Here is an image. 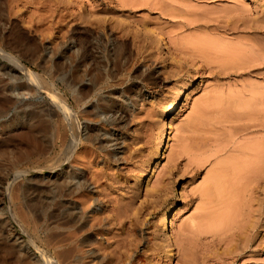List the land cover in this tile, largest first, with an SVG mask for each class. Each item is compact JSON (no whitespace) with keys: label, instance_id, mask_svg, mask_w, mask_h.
Segmentation results:
<instances>
[{"label":"rangeland","instance_id":"1","mask_svg":"<svg viewBox=\"0 0 264 264\" xmlns=\"http://www.w3.org/2000/svg\"><path fill=\"white\" fill-rule=\"evenodd\" d=\"M42 1L0 0L4 28L24 29L28 18L65 7L72 34L89 36L92 45L83 69L75 67L79 48L71 46L72 37L63 42L55 30L42 40L47 26L31 37L25 33L40 51L37 60L18 59L0 46V69L12 67L8 58L14 57L32 74L0 73V244L16 240L13 245L29 255L21 264H40L33 244L45 252L41 243L50 236L60 247L64 239V245L80 246L70 259L75 264H264V0H45V11ZM57 43L63 47L56 52ZM50 53L61 54L68 66L52 63L48 69ZM182 86L187 88L169 116L165 149L155 160L162 128L157 114ZM53 96L63 103L59 109ZM56 129L66 134L63 146L50 142ZM36 138L39 155L32 147ZM254 145L263 146V158L255 160L261 171L246 173L248 189L238 188V194L246 192L229 199L227 187L237 180L227 161L236 160L237 148ZM249 159L241 160L242 168L254 163ZM218 168H228L218 179L228 198L211 186L207 201L205 186ZM72 172L85 189L68 194L63 179L47 183ZM36 196L44 209L66 202L77 223L40 220L37 232L28 211ZM168 209L165 235L159 224ZM222 214L226 221L217 216ZM248 222L256 223L254 237L249 231L243 236Z\"/></svg>","mask_w":264,"mask_h":264},{"label":"bare ground","instance_id":"2","mask_svg":"<svg viewBox=\"0 0 264 264\" xmlns=\"http://www.w3.org/2000/svg\"><path fill=\"white\" fill-rule=\"evenodd\" d=\"M45 3L47 4V2L45 1V0H43L42 2H40V7H42V9L45 11ZM48 7V6H47ZM46 7V8H47ZM56 7V6H55ZM58 7V6H57ZM56 7V8H57ZM54 9V8H53ZM52 9V11L53 12H49V11H51V8L49 7V9L47 10V12L45 11V13H44V15L43 16H41L39 19H37V20H34V19H32V18H28L27 19V21H28V23H27V25L26 26H24V29L21 27V28H13L12 26H10V27H12V28H10L9 30H6L4 27H5V24L2 22V20H0V46L2 47V48H4L5 50H8V51H10L11 53H14L17 57H18V59H24V58H26V60H27V58L28 59H30V60H33V59H36L37 60V58L39 59V50L36 48V46L33 44V42L30 40V37H31V33H34L35 35L36 34H38L39 32H38V29L39 28H41L42 26H47V30H49V33H48V35L47 36H43L42 34H40L41 35V38H42V40L43 39H49V38H51V36H53V32L55 31V30H57V36L60 38V40L62 41L63 40V42H64V40L66 41V37L67 38H70L71 39V37H72V39H71V41H69V42H71L70 44H72L71 46H73L74 44H76V45H74L75 47L77 46V48H79L77 51H78V54H77V58L75 57V59L77 60L76 62L77 63H75V67L76 68H81L83 65H84V63H85V61H87L86 60V54L88 53V51H89V48H91V42L89 43V41H90V39L87 37V35H86V38H85V35H83V36H79V35H75L74 33H76V32H74L73 34L75 35H73L72 34V32L73 31H70V25H68V24H70V22H67V17H70V16H68V14H69V12L68 13H66L67 11H66V8L64 7L63 9H62V11L61 12H57V10L55 11V10H53ZM58 9V8H57ZM43 11V12H44ZM54 12H57L58 13V15H56ZM49 13V14H48ZM46 14V15H45ZM48 14V15H47ZM53 15H55V17L53 16ZM69 15H71V14H69ZM72 16V15H71ZM74 17V16H73ZM71 18V17H70ZM96 20V19H95ZM95 20H92V23H91V21H90V23H91V25L92 26H94V27H97V25H95L96 23H98V22H96ZM69 21V20H68ZM208 24V23H207ZM9 25V24H8ZM90 25V26H91ZM71 26H73V25H71ZM224 26V25H223ZM221 27V26H220ZM7 28H8V26H7ZM26 28V29H25ZM70 28V29H69ZM91 28V27H90ZM98 29V28H97ZM231 29V28H230ZM77 32H78V30H76ZM228 31V30H227ZM26 32H28V34L26 33ZM224 32V31H223ZM29 36L30 35V37H27V35ZM33 34V35H34ZM78 34V33H77ZM87 34V33H86ZM70 35V36H69ZM89 39V41H88V39ZM69 39V40H70ZM60 43H62V42H60ZM74 43V44H73ZM91 44V45H90ZM204 44V43H203ZM206 44V43H205ZM205 44H204V47H205ZM53 46H56V47H54V48H56V52H57V50L61 47V49H62V47H63V44H59V43H57V44H55V45H53ZM70 46V47H71ZM65 47V46H64ZM69 47V46H68ZM83 47H85V51L83 52L82 51V48ZM207 48H208V46H206ZM1 49V48H0ZM3 49V50H4ZM60 49V50H61ZM69 49V48H68ZM116 49V48H115ZM54 50V49H53ZM52 50V51H53ZM119 50H120V48H119ZM119 50H117L116 51V56L117 57H119V56H121L122 55V53L119 51ZM205 50V49H204ZM63 51H64V49H63ZM59 52V51H58ZM61 52V51H60ZM80 52V53H79ZM179 52V51H178ZM204 53V52H203ZM1 54V53H0ZM10 54V53H9ZM13 54V55H14ZM65 54H67V53H65ZM69 54V53H68ZM183 54V53H182ZM12 55V54H11ZM49 55V59H47L46 61H47V63H49V62H51V63H49L48 64V69H52L53 67H51L50 65H52V63L53 64H58L59 66L60 65H62V59H63V56H61V54H59L58 55V53H50V54H48ZM89 55V54H88ZM66 55H64V57H65ZM8 58V57H7ZM46 58H48V57H46ZM72 58V57H71ZM74 58V57H73ZM88 58V57H87ZM18 59H16V58H14V57H11V58H8V60L13 64V66L12 67H5V68H2V69H0V73H1V75H5V76H8V77H10V78H14L15 77V74H16V72H17V69L19 70H22V71H24V73L28 76V77H32V74H31V72H29L28 70H25L24 68H21L20 66H19V61H18ZM69 59V58H68ZM64 60V59H63ZM72 61L71 62H73V59H71ZM62 61V62H61ZM90 61V60H89ZM28 62H29V60H28ZM31 62V61H30ZM45 62V61H44ZM61 62V64H59ZM46 63V64H47ZM65 63V62H64ZM63 63V65L62 66H66L65 64ZM69 63V62H68ZM46 64H44V65H46ZM70 64V66L72 65L71 63H69ZM43 65V64H42ZM43 65V66H44ZM74 65V64H73ZM53 66V65H52ZM57 66V65H56ZM56 66H55V68H56ZM62 66H60V68H62ZM68 66V65H67ZM66 66V67H67ZM50 67V68H49ZM73 67V66H72ZM72 67H71V69H72ZM70 68V67H69ZM76 68H74V69H76ZM45 69H46V67H45ZM45 69H43V70H45ZM63 69H65V68H63ZM81 69H83V68H81ZM55 70V69H54ZM46 71V70H45ZM48 71V70H47ZM46 71V72H47ZM60 71H63V70H60ZM69 71V70H68ZM49 72V71H48ZM47 72V73H48ZM51 72H53V71H51ZM50 72V73H51ZM55 73L57 72V70L56 71H54ZM73 72V71H72ZM80 72V71H79ZM44 73V72H43ZM46 73V74H47ZM45 74V73H44ZM52 74V73H51ZM50 74V75H51ZM51 77V76H50ZM31 82L34 84V85H36V86H39L40 88H46L47 86H45V83L43 82V80H31ZM187 88V86H182L181 88H179V90H177L176 91V93H175V96L173 97V98H171L170 100H169V102H168V104H166V106H164L163 108H162V110H160L159 112H158V114H157V119H158V121L160 122V124L162 125V128H161V133H160V138H159V140H158V143H157V145L155 146V148H154V157H155V160H159L161 157H162V154H163V151H164V149H165V142H166V139H165V137H164V135H166L167 133H168V130L170 129V124L168 123V119H169V116L174 112V110H175V104H176V102H177V100H178V98L180 97V96H182L183 94H184V90ZM46 91V90H45ZM48 91V90H47ZM3 94V99L1 100V102H3V104L4 103H9V98L8 97H6L5 95V93H2ZM51 100L52 101H54V103L53 104H55L57 107L56 108H58L59 109V107L60 106H62V102H60L59 100H57V98L56 97H51ZM62 103V104H61ZM47 110H45V111H43L44 113L46 112L47 114L45 115L47 118H48V121L49 120H51V118H50V114L51 113H49L48 114V112H49V109L48 108H46ZM42 110V109H41ZM106 111V110H105ZM117 112V111H116ZM41 113V112H40ZM102 113H103V111H102ZM107 113V112H106ZM109 113V112H108ZM117 113H115V115H116ZM44 115V114H43ZM118 115V114H117ZM116 115V116H117ZM121 115H123V114H121ZM29 116H31V117H33V115H29ZM42 116V115H41ZM118 116H120V115H118ZM123 119V118H122ZM69 122V121H68ZM71 122V121H70ZM118 122H120V121H118ZM71 124V123H70ZM40 124L38 123V125H37V127L39 126ZM32 126V125H31ZM42 127V126H41ZM38 128H40V126L38 127ZM32 129H33V127H32ZM41 130H42V128H40ZM38 130L39 132L41 131V130ZM66 129V128H65ZM34 130V129H33ZM63 130H64V128H63ZM65 131V130H64ZM63 131V133H65ZM58 132H59V129H56V132H55V134L54 135H51V137H50V142L51 143H55L56 145H57V143H59L61 146H63L67 141V139H65L64 137H65V135H64V137L62 136V135H60V134H58ZM61 133V132H60ZM67 133V132H66ZM75 134V133H74ZM88 135V134H87ZM86 135V136H87ZM69 136V135H68ZM74 136V135H73ZM70 138V137H69ZM73 138H76V137H72V139ZM95 140V139H94ZM72 141V140H71ZM71 141H69V142H71ZM76 141V140H75ZM39 140H38V138H36V140H33L32 141V144H33V146L32 147H34L33 149H35L34 151H35V153L37 154V155H39V153L40 152H43L42 151V148H41V144H40V146H39ZM50 143V144H51ZM72 143V142H71ZM70 143V144H71ZM98 143H99V145L101 146V144H103L104 142H99L98 141ZM68 145H69V143H67ZM56 145H52V146H56ZM58 146V145H57ZM56 146V147H57ZM61 146L59 147V148H61ZM252 146V145H251ZM66 147V146H65ZM64 147V148H65ZM250 147V146H249ZM254 147H257V149L256 148H254ZM259 146L257 145H254L253 146V148L254 149H248V148H246V147H240L239 149L237 148L236 149V151H237V153H238V157L236 158V160L234 159V157H233V159H232V161H230V162H228L227 161V163H228V168L230 169V171H231V173L232 172H234L235 173V176H236V180L237 181H233V182H235L236 184H234V185H231L230 184V186L229 187H227V189L229 188V193L226 191V193H228V197H229V199L230 198H233L235 195L237 196V197H239V195L240 196H242L241 194L243 193V192H246V191H242L243 189L245 190V188H246V186H247V184H249L248 183V181H249V179H248V181H246L247 179H246V177L248 176L246 173H248L249 171V173H253L254 172V174L256 173V171L257 170H260L261 171V168H260V165H259V168L260 169H257L258 167H256L257 166V164H255V160H257L256 162H258V159L260 158V157H262L263 158V156H262V152L260 151V147H263V146H260L259 148H258ZM68 148H71V146L69 145L68 146ZM66 149V148H65ZM69 150V149H68ZM263 150V149H262ZM60 151H61V149H60ZM62 151L65 153V151L62 149ZM71 150H69V152H70ZM259 151L261 152V155L259 154ZM66 152H68V151H66ZM69 152H68V154H69ZM235 152V151H234ZM264 152V151H263ZM71 154V153H70ZM67 155V154H66ZM59 156L61 157V155L59 154ZM64 157H65V155H63ZM64 157H63V160H64ZM67 157V156H66ZM65 157V158H66ZM62 158V157H61ZM243 158H246L247 160H248V158H250L249 160H254V163H252L253 165H255V167L252 165V164H249V162H247L249 165L248 166H250V167H248V166H246L245 165V162L247 161H245V162H243L244 163V166H246V167H244V168H242L241 166H243L241 163V160L243 161ZM239 159V160H238ZM67 160V159H66ZM230 160V159H229ZM261 160V159H260ZM259 160V161H260ZM59 161V160H58ZM57 161V162H58ZM261 161H263L264 162V160H261ZM56 162V163H57ZM65 162V160L63 161V163ZM241 162V163H240ZM262 162V163H263ZM60 163V162H59ZM59 163H57L58 165H59ZM246 163V164H247ZM220 164L222 165V163H221V161H220ZM260 164H261V162H260ZM262 165V164H261ZM217 166H218V164H217ZM223 166V165H222ZM221 166V167H222ZM57 167H59V168H61L60 166H55V167H53L54 169L55 168H57ZM225 167H227V166H225ZM252 167V170L250 169ZM263 167V166H262ZM51 168V167H50ZM49 168V169H50ZM53 168H51L50 170H49V172L50 171H52V169ZM70 168V167H69ZM228 168H218V169H216V171L214 170V173L212 174L213 175V177H212V179H213V181H212V179H209V180H211V182H209V183H207V184H209V185H207V186H205L206 188L208 187V189L207 190H205V198L207 199V201H209L208 199L209 198H211L210 196V194H213L212 192L210 193V191H212L213 190V187H214V189L217 191L218 189L217 188H219L220 187V189H221V192H223V182L222 181H220V184H222V188H221V186H219L218 185V179H220L223 175H224V173L226 174V170H228ZM246 168H248L247 169V171H246ZM254 168V169H253ZM63 169V168H62ZM61 169V170H62ZM65 169V168H64ZM71 169V168H70ZM70 169H69V171H70ZM263 169V168H262ZM48 170V169H47ZM58 170V169H57ZM60 170V169H59ZM259 171V172H260ZM258 172V173H259ZM62 173V172H61ZM233 173V174H234ZM257 174V173H256ZM256 174H255V176H256ZM211 175V176H212ZM250 175V174H249ZM253 175V174H252ZM258 175V174H257ZM251 176V175H250ZM232 177H233V175H232ZM252 177V176H251ZM250 177V178H251ZM80 176L78 175V174H75V173H70L69 175H67L66 173H65V175H63V177H59V176H55V177H53V178H48L47 179V183H52V184H56L59 180H62L63 179V181H66V185H65V187H64V193L65 192H69V191H75V192H77V191H79V190H81V189H85V184L83 183V182H81L80 181ZM211 178V177H210ZM223 178V177H222ZM235 178V177H234ZM248 178V177H247ZM255 179H256V177H254ZM252 179V178H251ZM46 180V179H45ZM242 181V182H241ZM245 181V182H244ZM74 182V183H73ZM208 182V181H207ZM227 182V181H226ZM225 182V183H226ZM230 182V181H229ZM229 182H228V185H229ZM238 182H240V183H238ZM252 182V181H251ZM58 183H60V182H58ZM211 183V184H210ZM243 183V184H242ZM246 185H245V184ZM255 183V182H254ZM44 184V183H43ZM46 184V183H45ZM61 184V183H60ZM241 184L243 185L242 187H240L241 186ZM48 185V184H47ZM50 185V184H49ZM57 185V184H56ZM59 185V184H58ZM225 185V184H224ZM227 185V184H226ZM239 187H238V186ZM61 186V185H60ZM211 186H213L212 187V190H211ZM219 186V187H218ZM244 186H245V188H244ZM50 186H48V188H49ZM237 187V188H236ZM248 187V186H247ZM254 187H256V186H254ZM52 188V187H51ZM238 188H243L241 191H242V193L241 194H238L239 192H238V190H240V189H238ZM36 189V191L39 189V188H35ZM35 189L33 190V191H35ZM54 189H56V187L54 188ZM53 189V190H54ZM58 189H60V188H58ZM61 189H62V187H61ZM226 189V188H225ZM224 189V190H225ZM246 189H248V188H246ZM208 190H210L209 192H208ZM215 190H213V192L215 191ZM254 190H256V189H254ZM50 191V190H49ZM62 191H63V189H62ZM56 192V191H55ZM58 192V191H57ZM67 192V193H68ZM238 192V193H237ZM59 193V192H58ZM210 193V194H209ZM68 194H70V193H68ZM67 194V195H68ZM219 194V196H221V197H219V198H222V199H225V197L224 196H226V194H224V192H223V195H221L220 193H218ZM217 194V195H218ZM238 194V195H237ZM247 194V193H246ZM54 195V194H53ZM66 195V194H65ZM215 195H216V193H215ZM59 196L61 197V195L59 194ZM223 196V197H222ZM32 197V196H31ZM34 197V196H33ZM37 198L35 199V201L34 202H32V204H31V206L29 207V212L30 213H32L33 215H34V217H35V221H36V225H37V232L42 228V227H40V224H39V221L41 220H46V221H51V220H56V219H67V222L69 221V223L71 222V224L73 223L74 225H75V223H77V220H78V215L76 214V213H74V209H73V207L71 208L70 207V205L68 204L67 205V203L66 202H64V201H62L60 204L59 203H57L56 204V208L55 209H52V210H50V207L49 208H43L42 207V201H41V198L39 197V196H36ZM63 197H68V196H63V194H62V198ZM212 197L215 199V197H214V195H212ZM227 197V196H226ZM227 197V198H228ZM203 198H204V196H203ZM218 198V197H217ZM216 198V199H217ZM240 198V197H239ZM57 199V198H56ZM60 200V199H59ZM227 200V199H226ZM33 201V200H32ZM61 201V200H60ZM59 201V202H60ZM66 201V200H65ZM230 201V200H229ZM205 202V201H204ZM220 202V201H219ZM55 203V202H54ZM206 203H208V202H206ZM50 204V203H49ZM59 204V205H58ZM55 205V204H54ZM48 206V205H47ZM57 206H58V208H57ZM52 208V207H51ZM54 208V207H53ZM230 210H232L231 208H229ZM169 211H170V209H168L167 210V212H166V215L162 218V220H161V222H160V224H159V228H160V230H161V233L162 234H165L166 235V233L168 232V225H169V218H170V216H169ZM228 211V210H227ZM226 211V212H227ZM233 211H234V209H233ZM236 212V211H235ZM235 212H233L234 214H235ZM231 213H232V211H231ZM232 213V214H233ZM238 213L239 212H237L236 214L238 215ZM247 213V212H246ZM232 214H230V218L231 217H233V215ZM248 214V213H247ZM225 216L226 215H228V212H227V214H224ZM217 216H220V218L222 217H225V216H223V214H222V216L221 215H217ZM235 216V215H234ZM249 215H247V217H248ZM237 217H239V216H237ZM237 217H235V220H236V218ZM244 217H246V216H244ZM252 217V216H251ZM251 217H249L250 219H251ZM227 218V217H226ZM229 218V217H228ZM229 218V219H230ZM253 218V217H252ZM215 219V218H214ZM223 219H225V218H223ZM232 219H234V218H232ZM221 220V219H220ZM224 221V220H223ZM223 221H220V222H223ZM225 221H226V219H225ZM230 220H228L227 222H229ZM247 221V220H246ZM245 221V222H246ZM253 221V220H252ZM66 222V223H67ZM218 222H219V220H218ZM233 223V220L231 221V224ZM235 223V222H234ZM241 224H242V222H241ZM244 224V223H243ZM242 224V225H243ZM247 224V223H246ZM49 225V224H48ZM47 225V226H48ZM73 225V226H74ZM77 225V224H76ZM255 226H256V223H254V222H248V224H247V227H245L243 230L244 231H246L245 233H243V236H247V232L249 231L250 232V235H249V237H251V236H253L254 237V235L256 234L255 233V231H256V228H255ZM46 228H48V227H46ZM240 228V227H239ZM242 228V227H241ZM240 228V229H241ZM77 231V230H76ZM38 234V233H37ZM240 235H242V234H240ZM78 236V235H77ZM241 237V236H240ZM248 237V238H249ZM79 238V237H78ZM244 238V237H243ZM53 239V237L52 236H50L49 237V239H48V244H45V243H41V244H43V246L46 248L45 250V252L46 253H48L49 255H51V258H48L47 257V254H45V252L44 251H41V248L39 249V247L37 246V245H35V244H33L34 246H35V250L36 251H38V254H40V258H41V262L39 261H37V263H40V264H75V263H71V257L73 256V253L75 252V248H77V247H70L72 244L71 243H69L68 241V243L70 244V246H68V245H64V243H66L65 242V240L66 239H64V241H63V243H61V244H63V247L61 246H59L58 244H60V243H57L56 242V244L55 243H53L52 241L54 240H52ZM76 239V238H75ZM252 239V238H251ZM243 240H246L245 238L243 239ZM243 240H242V242H241V239H240V242H241V244L243 243ZM55 241V240H54ZM61 241V242H62ZM77 241V240H76ZM85 241V240H84ZM83 241V242H84ZM39 242H41V241H39ZM59 242V241H58ZM14 243H16V240H14L13 241V244ZM52 243V244H51ZM84 243H86V242H84ZM13 244H9V242L7 241V239H3L2 241H1V244H0V264H21V260H23L25 257H29V255L25 252V250L24 249H22V247L21 246H18L17 247V245L16 246H14ZM86 245V244H85ZM41 247H42V245H41ZM80 247V246H79ZM78 247V248H79ZM78 248L76 249V250H78ZM59 251H58V250ZM60 249H62V250H60ZM79 251V250H78ZM80 252V251H79ZM82 253V252H81ZM73 258H74V256H73ZM81 258V257H80ZM79 258V259H80ZM71 259V260H70ZM75 259H76V257H75ZM69 260H70V262H69ZM77 260V259H76ZM93 261V260H92ZM75 262V261H74ZM77 262V261H76ZM26 264H33L32 262H28V263H26ZM77 264V263H76ZM82 264V263H81Z\"/></svg>","mask_w":264,"mask_h":264}]
</instances>
